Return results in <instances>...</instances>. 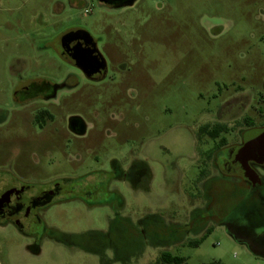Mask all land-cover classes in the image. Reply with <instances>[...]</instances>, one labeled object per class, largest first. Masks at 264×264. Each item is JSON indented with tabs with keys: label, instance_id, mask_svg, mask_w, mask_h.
<instances>
[{
	"label": "rangeland",
	"instance_id": "rangeland-1",
	"mask_svg": "<svg viewBox=\"0 0 264 264\" xmlns=\"http://www.w3.org/2000/svg\"><path fill=\"white\" fill-rule=\"evenodd\" d=\"M69 2L0 0V96L18 78L74 71L48 47L70 26L96 36L110 66L81 98L59 95L44 130L0 108V176L59 188L33 229L0 219V264H153L164 251L186 264H264L248 241L264 233V182L224 159L264 127V0ZM218 122L235 128L211 162L214 141L199 133ZM253 168L264 180V164Z\"/></svg>",
	"mask_w": 264,
	"mask_h": 264
},
{
	"label": "flooded vegetation",
	"instance_id": "flooded-vegetation-1",
	"mask_svg": "<svg viewBox=\"0 0 264 264\" xmlns=\"http://www.w3.org/2000/svg\"><path fill=\"white\" fill-rule=\"evenodd\" d=\"M72 7L79 8L84 6L85 0H69ZM101 1V0H99ZM123 1V0H122ZM103 4L114 7L124 6L118 0L111 2L110 0L101 1ZM61 6L60 4H58ZM57 5H55L56 8ZM50 50L55 53L64 64L71 67L74 71L69 72L60 81L50 80L44 77L32 76L28 78H18L12 87L10 94L6 93L0 96V108H6V111H15L26 116V112L31 116L30 120L23 119L22 124H29L37 130H44L47 126L43 121L44 118L53 120L56 115L53 113L54 104H58L59 95H75L82 97L83 85L86 83L98 84L108 77L110 66L109 61L104 53L100 50L99 39L96 38L89 30L81 26H70L60 31L54 39L49 42ZM6 69V67H5ZM20 79V80H19ZM8 76L0 78V82L5 84ZM83 81V84H82ZM86 82V83H85ZM77 97V98H78ZM50 104V106H48ZM25 110V111H24ZM12 113V112H11ZM4 119L0 118L2 127ZM222 124L227 127L221 131L219 135L213 137L209 133L202 132L200 129L199 138L202 134L208 135L214 141L212 146L213 153L209 154V161L215 160L219 150L226 146L227 140L221 137L222 134L228 133L234 129L230 124L218 122L208 124L213 129L216 125ZM207 125V124H206ZM202 128V127H201ZM68 129L76 137H82L86 134L87 127L82 118L77 114H70L68 120ZM246 137L239 145L238 153L235 149H231L224 157L226 165L236 164L245 171L249 180L253 182V186H260L264 182L263 178L256 174L253 164L259 162L260 157H248L242 151V147L246 142ZM219 140V142H216ZM261 164H264L262 162ZM0 176V219H8L19 229H33L39 220V209L48 202L53 201L54 196L59 191L55 186L44 187L40 191H29L27 188L13 187L7 184L6 179ZM61 189V188H60ZM46 206V205H45ZM250 244H254L259 249L264 250V233H260L250 239Z\"/></svg>",
	"mask_w": 264,
	"mask_h": 264
},
{
	"label": "trees",
	"instance_id": "trees-1",
	"mask_svg": "<svg viewBox=\"0 0 264 264\" xmlns=\"http://www.w3.org/2000/svg\"><path fill=\"white\" fill-rule=\"evenodd\" d=\"M227 127L222 124L216 125L213 129L210 128V125H204L201 128L202 132H207L213 137H216L221 133V131L226 130ZM211 233V230L209 229L206 234H204L201 238L191 241L190 244L194 246H200L208 237V235ZM187 259L183 256L174 255L171 252L164 251L161 253L158 260L153 264H186ZM203 264H225L220 260L212 261L209 263H203Z\"/></svg>",
	"mask_w": 264,
	"mask_h": 264
},
{
	"label": "water",
	"instance_id": "water-1",
	"mask_svg": "<svg viewBox=\"0 0 264 264\" xmlns=\"http://www.w3.org/2000/svg\"><path fill=\"white\" fill-rule=\"evenodd\" d=\"M105 1V0H101ZM115 2L117 0H110ZM122 5L132 6L136 0H118ZM243 153L248 157L253 155L260 157L259 161L264 162V127L251 130L246 137V142L242 147Z\"/></svg>",
	"mask_w": 264,
	"mask_h": 264
}]
</instances>
